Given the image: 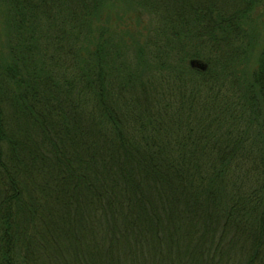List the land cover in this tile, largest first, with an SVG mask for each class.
I'll return each mask as SVG.
<instances>
[{"label":"trees","instance_id":"trees-1","mask_svg":"<svg viewBox=\"0 0 264 264\" xmlns=\"http://www.w3.org/2000/svg\"><path fill=\"white\" fill-rule=\"evenodd\" d=\"M0 264H264V0H0Z\"/></svg>","mask_w":264,"mask_h":264},{"label":"water","instance_id":"water-1","mask_svg":"<svg viewBox=\"0 0 264 264\" xmlns=\"http://www.w3.org/2000/svg\"><path fill=\"white\" fill-rule=\"evenodd\" d=\"M190 67L201 72H205L207 70V66L198 60H192L190 62Z\"/></svg>","mask_w":264,"mask_h":264}]
</instances>
